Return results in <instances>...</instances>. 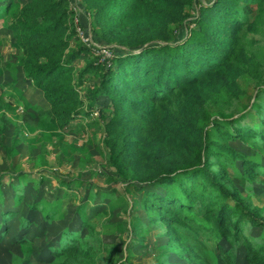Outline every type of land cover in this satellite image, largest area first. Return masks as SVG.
Here are the masks:
<instances>
[{
    "label": "trees",
    "instance_id": "trees-1",
    "mask_svg": "<svg viewBox=\"0 0 264 264\" xmlns=\"http://www.w3.org/2000/svg\"><path fill=\"white\" fill-rule=\"evenodd\" d=\"M1 1L0 18L6 16L4 24L22 51L24 75L47 103L39 115L64 130L90 114L103 94L109 106L103 136L107 162L117 179L142 191L150 222L160 221L170 230L171 223L189 224L197 234L187 210L211 219L222 232L229 223L234 241L242 238L248 263L264 264V246L240 229L242 223L263 225L264 215L224 179V156L238 153L227 141L255 130L239 120L225 124L205 105L224 73L231 81L245 73L264 85V59L254 53L264 38V0L201 4L194 27L187 23V8L197 0H80L84 11L79 10L76 23L69 0ZM87 15L93 40L106 44L109 55L85 41L71 43L76 25L86 27ZM78 59L84 60L82 67ZM90 71L98 74V84L81 86ZM198 179L202 190L195 186ZM85 202L83 197L80 206ZM19 241L29 243L25 233ZM186 242L192 259L203 263L196 253L201 242L195 237Z\"/></svg>",
    "mask_w": 264,
    "mask_h": 264
},
{
    "label": "rangeland",
    "instance_id": "rangeland-1",
    "mask_svg": "<svg viewBox=\"0 0 264 264\" xmlns=\"http://www.w3.org/2000/svg\"><path fill=\"white\" fill-rule=\"evenodd\" d=\"M79 1L69 0L74 23L83 10ZM212 2L197 0L194 7L187 8L189 27H194L199 6ZM5 18H0V264H198L186 249V240L192 237L201 242L196 250L203 259L201 264H249L242 238L234 241L229 223L222 232L211 219L187 210L184 213L198 227L197 234L189 230V224L171 223L170 230L160 221L150 222L152 212L141 204L142 191L117 179L107 162L103 136L109 106L103 94L90 106V114L64 130L53 118L39 115L47 103L24 75L22 52L5 26ZM89 20L88 15L87 24L83 20L88 36L75 24L77 32L71 43L89 42L107 53L106 44L93 40ZM254 53L264 59V38ZM76 62L79 67L84 65L83 59ZM222 79L206 107L225 124L234 119L255 130L252 135H236L227 141L238 155L224 156V179L238 189L243 201L264 215V85L257 86L245 73L232 81L224 73ZM80 82L81 86L97 85L98 74L90 71ZM213 131L212 136L217 137ZM62 179L74 182L62 184ZM195 186L202 190V181L198 179ZM83 197L86 202L81 207ZM226 201L234 203L231 197ZM240 229L256 246H264V223H242ZM22 233L29 243H20Z\"/></svg>",
    "mask_w": 264,
    "mask_h": 264
},
{
    "label": "built area",
    "instance_id": "built-area-1",
    "mask_svg": "<svg viewBox=\"0 0 264 264\" xmlns=\"http://www.w3.org/2000/svg\"><path fill=\"white\" fill-rule=\"evenodd\" d=\"M78 28H81V27L79 26ZM82 30H83V29H82ZM83 34H84L86 37L88 36V33L85 32V30H83ZM86 37H85V38H86ZM85 40H86V39H85ZM89 40H90V39H89ZM88 43H89V42H88ZM103 48H104V47H103ZM96 50H97V51H96L97 53H104V54H107V55L110 54V49H106V48L104 49V51H107V53L103 52L101 48H96Z\"/></svg>",
    "mask_w": 264,
    "mask_h": 264
},
{
    "label": "crops",
    "instance_id": "crops-1",
    "mask_svg": "<svg viewBox=\"0 0 264 264\" xmlns=\"http://www.w3.org/2000/svg\"><path fill=\"white\" fill-rule=\"evenodd\" d=\"M9 30V29H8ZM10 31V30H9ZM11 32V31H10ZM11 36H12V33H11ZM14 40V39H13ZM22 52V51H21Z\"/></svg>",
    "mask_w": 264,
    "mask_h": 264
}]
</instances>
